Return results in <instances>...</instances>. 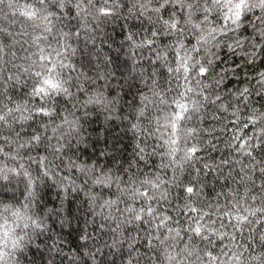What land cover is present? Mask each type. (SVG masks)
Here are the masks:
<instances>
[{"label":"trees","instance_id":"obj_1","mask_svg":"<svg viewBox=\"0 0 264 264\" xmlns=\"http://www.w3.org/2000/svg\"><path fill=\"white\" fill-rule=\"evenodd\" d=\"M19 2L33 3V0ZM64 2L68 7L63 11L57 10L55 16H49L50 23L47 24L50 33L56 34L55 39L43 30L35 31V26L23 16L17 14L13 17L6 7L0 9V28H7L20 41L0 53V114L7 108L15 109L18 104L22 109L33 110L32 119L23 122L22 127V122L16 120L13 123L9 117L15 130L21 132V138L17 139L16 148L6 149L22 157V164L32 175L33 183L30 186L23 170H20L19 176L10 175L8 182H0V198L22 200L32 191L36 197L35 205L49 224L19 254L20 264H161L163 247L173 243L167 229L180 231L179 251L188 242V236L193 235L187 232V228L194 216L201 210L214 211L209 205L217 202L229 203L223 196L218 200L217 193H227L229 188H233L242 195L248 187L252 194L260 195L264 174L259 168L264 165L258 164L249 173L254 185L240 183L244 175L241 169L248 171L247 166L254 163L244 155V141L253 143L264 128V123L257 121L254 125L249 120L253 112L264 113V77L261 76L264 73V49L258 51L251 63L244 55L245 51L253 50V40L264 43L259 35L264 25L256 19L260 16L259 10L247 14L242 7L257 0H241V12L230 16L224 14L223 23L211 12L207 14V21L201 24L205 29L224 26L225 22L231 24L233 17L238 18L240 24L239 27L232 26L233 31L217 34L220 47L211 49L213 64L205 74L199 73L196 61L207 67L206 55L203 49L191 53L195 44L192 36H179L186 48L176 56L174 48L179 33L164 34L168 30L163 28L162 21L170 19L173 11L180 18L179 8L163 9L161 23H153L148 17L155 21V14L151 11L143 14L140 8L148 0ZM159 2L162 0H152L150 8L158 7ZM77 3L81 4V9L76 8ZM40 12L48 16L47 6L41 7ZM192 19L199 23L204 20V13L200 12ZM151 31H157L155 38L151 37ZM37 35L41 38L48 35L47 43L43 39L40 41L44 54L51 53L52 47L59 50L56 58L64 65L62 78L68 81L65 87L72 95L61 93L51 98L32 95L36 72L34 62L51 66L52 61L50 54L48 60H40V48L33 43ZM129 35L133 36L131 41L128 40ZM149 39L153 40L151 45L146 43ZM237 39L244 42L243 49L235 46ZM7 43L12 44V40ZM228 44L233 48L229 49ZM164 52H167L166 57L157 59V54ZM187 54H192L193 60L188 62L185 72L179 68L178 62ZM26 68L28 72L24 71ZM169 68L173 70L170 72ZM205 85L209 87H203ZM244 88L249 92L246 97H241ZM98 92H103V99L111 100V105L101 102L84 106L83 102L96 97ZM144 95L149 97V102L142 117L139 108ZM182 95L185 102L198 100L203 107L198 113H192L190 109L191 121L181 122L182 128L197 130L187 142L189 146L196 145L197 151L188 161L177 165L170 163V158L165 155L168 148L164 141L168 139L170 130H165L156 121L160 118L162 122L166 112H178L173 101ZM216 95L221 97V101L214 104L202 99V96H208L215 100ZM40 107L45 108L48 115L36 111ZM14 115L19 117L20 113L15 112ZM65 118L77 120L78 130L61 139L53 129L64 125ZM245 123H248L247 128L243 127ZM7 129V125L0 126V135L15 136ZM59 130L63 131V128ZM161 132H164L163 139ZM33 134L40 135L43 143L37 145L33 141L20 148ZM237 136L240 139H235ZM2 144L0 140V147ZM60 144H70L71 149L56 152L51 147L55 145L58 148ZM181 155L182 152L177 154V160ZM253 156L256 161H264V146L256 149ZM69 158L77 165H95L94 176L100 175L101 170L110 175L112 187L102 189L93 186L78 168L69 165ZM45 172L47 176H44ZM154 174L163 179L161 191L166 193V198L148 203L156 209L158 217L169 216L171 219L159 231L153 227L159 223L157 219L152 224L134 221L113 232L117 223L131 216L125 211L128 207H146L143 199H129L127 189L133 186L129 177L134 182L137 177H154ZM116 177H120L119 189ZM189 186L193 187V194L186 192ZM74 187L76 191H72ZM141 191L153 194L149 189L141 188ZM91 196L96 197L94 202ZM105 201L116 203L109 210ZM187 203L193 204L197 213H190L185 207ZM248 204L260 206L259 200H249ZM101 205H104L103 209ZM102 210L105 216L110 213L111 218L99 215ZM258 216L264 220V216ZM224 220L227 223V218ZM254 227V232L247 226L243 227L242 235L236 232L233 242L227 238L223 241L213 238L214 254L218 255L224 245L231 246V243L249 247L244 257L264 251L259 239L264 234V224ZM226 230L229 233L234 231L231 227ZM156 235L161 239L169 236V240L161 245L154 239ZM193 245L204 248L198 237L194 238ZM200 255L203 256L202 251ZM191 260H195V255Z\"/></svg>","mask_w":264,"mask_h":264},{"label":"snow or ice","instance_id":"obj_2","mask_svg":"<svg viewBox=\"0 0 264 264\" xmlns=\"http://www.w3.org/2000/svg\"><path fill=\"white\" fill-rule=\"evenodd\" d=\"M152 0H148V3L141 4L140 8L143 14H147L149 11L155 14V21H153V18L151 16L148 17L150 22L153 23H161L160 20V14L163 9L166 8H172L176 9L179 8L180 12L182 13V16L180 18H177L176 12L173 11L171 14L170 19H165L162 21V25L164 29H167L168 31L165 32V35H179L176 39V46L174 48L175 55L177 56L180 52L184 51L186 46L182 39L179 38V36L183 35H190L195 39V44L191 48V53H198L201 49L204 50V53L207 58V67L203 64H200L199 61H196L197 65H199L198 71L200 74H205L209 72L211 65L213 64V59L211 58L213 53L211 52L212 48H219L220 47V41L217 40V34H223L228 31H233L232 26L239 27L240 20L238 18H232V23L229 24L225 22L224 26L220 27H210L207 28L208 30L205 31V28L201 27V24L205 23L207 21V14L210 12V7L208 5V2L206 0H162V2H159L158 7L150 8ZM214 3H223L226 5H231L232 0H213ZM261 7H264V0H260ZM47 6V10L51 9L52 11H48V16L38 17V12H40V8ZM77 9H81V4L77 3L76 5ZM239 7L240 5H236ZM2 7H6L9 9L11 15L15 17L17 14L23 16L27 21H30L34 24V22L37 19H41L45 25L50 23L49 16H55L57 10L66 9L68 5L64 2V0H34L33 3H24L23 5L20 4L19 0H0V9ZM203 12L204 13V20L200 21L199 23L193 21V17L196 16L198 13ZM226 16H230L229 14H225ZM5 19H7V16H5ZM257 20L260 21L262 25H264V15H260L256 17ZM179 25V28H178ZM45 33H50L51 29L48 27H45L43 30ZM151 37L155 38L157 36V31H151ZM62 35L66 36V33H62ZM260 38L262 41H264V29L260 30ZM11 39L12 44L7 43V41ZM43 39L44 42L48 41V35H44L43 38L41 36L37 35L35 36L33 43L40 48V60L46 61L48 60V56L44 54L43 47H40V41ZM133 36L129 35L128 40H132ZM215 42V43H214ZM20 43L16 39V36L8 31L7 28H0V53H3L6 48L11 49L14 44ZM147 44L151 45L153 43V40L149 39L146 41ZM235 46L237 48H244V42L240 39L236 40ZM227 47L229 49L233 48L232 44H228ZM252 51L251 52H244V55L248 58V62H253L254 58L257 56L258 51L261 49H264V43H256L254 40L251 42ZM12 55H15V53H12ZM57 55H59V51H57ZM167 55V52L164 53H158L157 59H164ZM193 60L192 54H187L179 59L178 66L179 68H183L185 72L188 70V62ZM35 63V62H34ZM64 67V65H61ZM177 69V71L179 70ZM173 69L169 68V71L171 72ZM25 72H28L29 69H24ZM35 76L39 77L41 76L40 72H35ZM261 76L264 77V73H261ZM101 79H104L103 76H101ZM50 82V81H46ZM17 83H19V80H17ZM68 81L64 80V84H67ZM199 84V81H197ZM217 84H219V81H216ZM203 87H209L207 85ZM191 91V89H189ZM62 92L65 95H72L69 93L68 88L64 87L62 89ZM249 92L248 88H244L243 92L240 94L241 97H246V94ZM32 95L33 96H40V97H48L51 98L52 96H55L54 94H50L46 92L41 87H33L32 89ZM104 94L103 92H98L96 94V97H89L86 101L83 102L84 106H87L89 104H99L102 102ZM203 101L210 102V103H216L217 101H221V97L219 95H216L215 100H210L208 96H202ZM112 102V101H111ZM149 97L147 95H144L141 99V107L139 108V115L144 116L145 115V108L148 106ZM163 102V101H162ZM173 103L175 104L176 109H178V112H166L163 121L161 122V119H157V124L170 130L169 137L164 141V144L167 146L168 151L165 153L167 157L170 158V163L172 164H181L182 162L188 161L192 154H194L197 151L196 145H188V139L191 138L195 133L196 129L192 127H181L182 121H191L192 114H190V109L192 113H198L200 112L203 105L198 100H190L185 102V97L182 95L179 100H174ZM221 106H223L221 104ZM7 107V106H5ZM29 112L28 116L23 115L22 106L18 104L15 109L13 108H7V111H4L2 114H0V124L7 125V128L11 130V132L15 133V138L20 139L21 138V132L16 131L13 127V123L16 120H19L21 123V127L23 126V122H27L32 119V109L26 108L23 109ZM226 110V109H225ZM38 112H43L45 115H48V112L45 108L40 107L36 109ZM15 112H20L21 115L19 117H16L14 115ZM236 113H233L235 115ZM9 117H11V120L13 123L9 122ZM249 120L252 124H256L257 121H260L261 123H264V113L256 114L253 112V115L249 117ZM67 121V118H65V122ZM138 127V126H137ZM244 128L248 127V123H245L243 125ZM56 129H53V132H55ZM159 131V128L157 129ZM187 137V138H185ZM261 137H264V128H261L260 135L257 136L254 139L253 143H249L248 141H244L243 150L244 155L247 157H250L254 163H251L247 166L248 171H245L243 168L241 169L242 172H244V175L240 178V183L244 182H250L253 185L255 184V181L253 180L252 175L249 173L253 171L257 165H264V161H256L255 156H253V152L256 149L261 148L264 146V139H261ZM12 137L11 136H4L3 140L8 141ZM163 139V137L161 136ZM235 139H240L239 136L235 137ZM35 142V144H41L43 143V139L40 135L33 134L30 140L24 141L20 145V148H25L28 145L32 144V142ZM183 141V147L181 146V142ZM55 149L56 152H60L63 149H71L70 144H60L57 148L55 145L51 146ZM141 152L144 151V149H140ZM179 160H177V154L181 153ZM44 158H41L43 161ZM141 160L144 159L143 156L140 157ZM69 165L71 167H76L79 169L81 173L84 174L87 179L91 180V184L96 187L100 188H111L113 185V179L110 175H105L104 171H99L100 175H93V171L97 170L95 165L88 166L85 164H79L77 165L75 161H72L71 158H69ZM163 166V165H162ZM259 171L261 174H264V166H261L259 168ZM48 173L45 172L44 176H47ZM91 178V179H90ZM129 180L131 183H133L131 176L129 177ZM119 181L120 177H116V187L119 189ZM33 182L29 181V185L31 186ZM74 183V182H73ZM87 183V181H86ZM164 181L161 178L160 175L154 174V177L145 176V179L143 183L134 189V193L129 196V199L135 200V199H143L146 203V207H142L140 209L134 208V207H128L125 211L131 216L129 218H126L124 221H121L117 223L116 228L112 229L113 232L120 230L122 228V225L133 223L134 221H143L145 224H152V221H155L159 219V223L154 224L153 227L159 231V229L162 226H165L167 221L171 219L169 216H162L158 217L156 215V209L152 206L151 203H148L151 200H159L161 198H166V193L164 191H161L162 185ZM141 188L149 189L152 191V195H149L148 191H141ZM67 191V189H66ZM72 191H76V188L74 187ZM123 192V190H120ZM186 192L189 194L194 193L193 187L189 186L186 188ZM158 193V195H157ZM260 195L252 194V189L245 187V190L243 194L241 195L237 189L229 188L227 193L220 192L217 193V199L221 196H223L226 200H229V203L226 204H220L217 202L215 205H209V208H213L214 211H200L199 215H196L192 218L191 222L188 224L187 232L192 233L193 235L188 236V242L184 243L185 248H191L195 247L197 252H203V256H201V264H223V261L221 257H226L225 260H229L231 264H244V253L249 252L248 246L243 245H236L235 243H231V247L229 245H224L221 249L219 254H214L213 248H214V240H220L223 241L225 238L229 239L230 242H233L236 240V232H240L242 235V229L243 227L247 226L250 228L251 231H256V228L254 225H260L264 224V220H262L258 214L261 216H264V182L261 183L259 188ZM31 194V192H30ZM96 199L95 196H91V200L94 202ZM119 199V197H117ZM251 200L252 202H256L259 200L260 206L258 207H252L248 204V201ZM105 203L111 207L113 204L116 203V201H105ZM185 207L188 209L190 213H197V208L193 206L191 203H187ZM151 219H148V218ZM215 217V219H213ZM224 218H227V223H225ZM231 227L234 229L232 233H229L226 229ZM168 233L170 234L171 240L176 241L179 243L180 238V231L174 230L173 228L167 229ZM174 233V235H173ZM169 239V236H165ZM198 237L200 239V242L204 244V248L201 249L195 245H193L194 238ZM156 241H159V243H164L165 241L161 239L159 235H156L154 237ZM260 243L262 246H264V234L260 236ZM151 242V241H150ZM241 248L243 250H241ZM251 255V254H250ZM205 257L207 259H205ZM256 264H264V251H261V255L258 257H255ZM131 264V262H129Z\"/></svg>","mask_w":264,"mask_h":264},{"label":"clouds","instance_id":"obj_3","mask_svg":"<svg viewBox=\"0 0 264 264\" xmlns=\"http://www.w3.org/2000/svg\"><path fill=\"white\" fill-rule=\"evenodd\" d=\"M34 2V0H33ZM27 3V2H24ZM24 3H20L23 5ZM240 5L237 7L236 5ZM208 5L210 7V12L214 14L220 22L223 23V15L241 12V0H232L231 5H226L223 3H214L213 0H208ZM243 10L249 14L256 10H259L260 15H264V7H261L259 0L257 2L245 3L243 4ZM65 9H61L63 11ZM48 11H52L48 9ZM38 17H43L45 14L38 12ZM235 18V17H233ZM31 24H33L31 22ZM35 31L44 30L47 25L43 23L41 19H37L33 24ZM208 29H205L207 31ZM53 39H55V33H48ZM47 43V42H46ZM57 48L52 47L51 53L52 61L51 66L47 63H34L36 72H40L41 76L36 77L33 82V87H41L46 92L54 95H59L62 89L65 87L64 79L62 78L61 65L63 64L60 60L56 58ZM45 54V55H49ZM50 81V82H46ZM102 102L106 106L111 105V100H106L102 98ZM23 115L28 116L29 112L23 110ZM20 113V112H19ZM21 115V113H20ZM2 126V124H0ZM63 128V131L59 129ZM164 128V127H163ZM167 130L166 128H164ZM9 132L11 130L7 129ZM77 120H67L64 121V125L58 126L54 134H57L61 139L71 133L77 131ZM9 135H0V140L3 141L2 147H0V182H8L9 176H19L21 174L20 170H23L24 177L29 181H32V175L26 170L22 164V157L6 151L7 148H16L18 141L15 136L8 141H4L3 137ZM161 136H164V132H161ZM187 138V137H185ZM19 149H17V152ZM144 178L137 177L132 183L133 186L127 189L130 196L134 193L135 185H141ZM33 182V181H32ZM31 192V194H30ZM36 199L35 194L32 191L28 192V195L22 200L20 199H3L0 198V264H20L19 254L26 248V246L31 243L34 237L45 231L48 227V221L45 216H43L37 206L34 203ZM105 205L111 209L106 203ZM104 205H101L103 209ZM99 215H104V218H111V215L105 216L103 210ZM162 240L165 242L169 239L164 237ZM167 247H163L161 252V264H201V255L197 252L196 248L193 246L191 248H185L184 246L177 251L178 243L172 240ZM164 242V243H165ZM164 243H160L163 245ZM231 247V246H230ZM195 255V260L192 261L191 258ZM261 255V252L255 255H249L245 257L244 264H256L255 257ZM223 264H231L229 260H225L221 257Z\"/></svg>","mask_w":264,"mask_h":264}]
</instances>
